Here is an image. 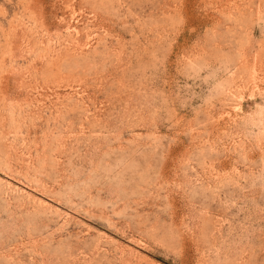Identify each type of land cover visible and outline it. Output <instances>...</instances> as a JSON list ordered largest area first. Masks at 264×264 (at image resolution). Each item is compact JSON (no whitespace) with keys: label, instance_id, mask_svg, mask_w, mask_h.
<instances>
[{"label":"rangeland","instance_id":"obj_1","mask_svg":"<svg viewBox=\"0 0 264 264\" xmlns=\"http://www.w3.org/2000/svg\"><path fill=\"white\" fill-rule=\"evenodd\" d=\"M0 264H264V0H0Z\"/></svg>","mask_w":264,"mask_h":264}]
</instances>
